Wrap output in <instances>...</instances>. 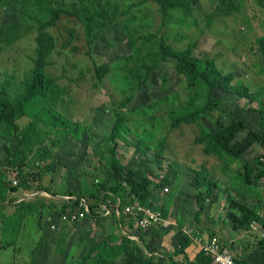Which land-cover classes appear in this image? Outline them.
<instances>
[{
	"label": "rangeland",
	"instance_id": "1",
	"mask_svg": "<svg viewBox=\"0 0 264 264\" xmlns=\"http://www.w3.org/2000/svg\"><path fill=\"white\" fill-rule=\"evenodd\" d=\"M53 1L62 3L70 13L62 14L57 24L48 28L57 38V45L48 57L46 70L65 90L52 99L58 111L87 127V131L76 139L63 135L53 125L38 122L35 133L40 137L23 148L24 171L31 178V173H42V177L30 180V191L22 187L12 194L0 186V264H26L29 260L37 264H80L84 260L85 264H132L135 250L117 256L106 246L112 235L127 234L142 243L141 251L149 248L160 264L182 262L185 256L177 255L182 235L191 239L186 248L190 261L202 251L207 255L206 247L217 238L235 258L251 253L256 264H264V220L239 228L230 216L231 212L242 216L231 207L233 198L258 208L260 216L264 215V178L244 186L240 179L245 164L254 167L263 156L264 145H255L240 161H228L226 156L205 152V145L198 142V123L174 127L173 117L188 111L196 88L188 86L176 72L174 61L161 60L159 52L161 42L178 50L192 45L195 57L213 59L224 75L234 74V86H245L254 94L252 99L241 98L236 92L217 88L216 97L223 106L206 116L203 126L216 133L230 123L228 113H233L261 131L264 57L259 39L264 37V0L228 1L235 3L232 11L224 9L221 0H191L189 15L176 9L165 20L158 5L148 0ZM18 2L0 0V26L25 20ZM88 13L94 15V21ZM26 18L31 30L0 50V72L14 75L17 84L28 74L36 56L37 25L29 16ZM102 63L109 70L98 81L95 65ZM124 100L126 104L122 105ZM115 113L123 114L127 125L124 139L119 142V162L133 169L139 180L148 176L159 182L168 177V191H154L153 206L143 204L133 194L128 195L126 204L116 197L112 202H120L118 216L115 213L91 225L67 223L62 214L75 211L71 203L61 210L71 200L67 194L90 198L103 180L99 166H109V160L101 155ZM29 121L30 117L24 115L17 123L22 128ZM12 131L7 122L0 123V184L2 177L10 181L14 174L20 176L8 154V148L17 144ZM247 133L240 132L236 140ZM48 145L52 156L45 159L41 153ZM157 150L162 151L160 157H156ZM52 162L57 167L46 171ZM202 172L207 175L197 186L196 175ZM258 174L253 175V181ZM38 184L46 191L38 190ZM20 199L26 202L21 211ZM136 204L160 213L162 222L146 229L137 227L142 214L125 212L126 206ZM46 224L50 228L55 225V229L48 230ZM97 244L104 250L94 248Z\"/></svg>",
	"mask_w": 264,
	"mask_h": 264
},
{
	"label": "trees",
	"instance_id": "2",
	"mask_svg": "<svg viewBox=\"0 0 264 264\" xmlns=\"http://www.w3.org/2000/svg\"><path fill=\"white\" fill-rule=\"evenodd\" d=\"M148 1H152L158 5L163 20L167 19L170 13L176 9H181L183 13L187 15L192 11L191 0ZM228 1L233 2L234 0H221L224 9H229L230 11L234 10L235 3L229 4ZM18 5L23 7L25 20L16 19L5 22L0 26V50H2L4 46L12 44L23 34L31 30L32 25L28 22L26 16H29L32 22L37 25V36L35 47L36 56L33 66L20 83H15L14 75L0 72V123L4 121L11 125L13 127V136L15 140H17L15 147L8 148V154L10 162L18 169L17 172L20 175L18 177V182L16 185H13L12 180H10V182L6 177H2V183L0 184V186L4 185L5 188L11 192L22 187L30 191V180H40L43 175L42 173H31L33 175L31 178V176L26 175L24 171L26 166L23 148L32 139H38L40 137L38 133H35L38 129L37 125L39 121L53 125L62 131L63 135L72 136L76 139L82 137L87 131V127L82 126L78 122L69 120L68 117L56 109L52 96H54V94L61 95L60 90H65L57 83L56 77L49 74L46 70L47 66L50 64L48 57L57 45V38L48 28L56 25L62 14L70 13V11L67 10L62 3H57L53 0H19ZM87 16H90L93 21L95 20L94 15L91 13H88ZM88 27L89 30L92 31V26L88 24ZM148 37L151 38L152 36L150 35ZM259 43L261 46V53L264 57V37L259 39ZM192 49V45L186 49L178 50L165 42L159 44L160 59L174 61L176 72L185 79L188 86L196 88L194 99L190 102L188 111L173 117L172 125L178 127L182 123H198L201 127V136L198 138V142L205 145V152L207 154L226 156L228 161H240L255 145H264V109L261 111V131L252 129L244 120L235 116L233 113H228L231 118L230 123L220 128L216 133H213L210 129L203 126L202 120L205 119L206 116L212 115L214 112H219L220 108L223 106V101L216 97L217 88L227 92H236L241 98L252 99L254 94L245 86H234L232 84L234 80L233 73L224 75L218 69L213 59H199L193 55ZM108 70L107 64L102 63L95 65L97 80L102 81L108 73ZM14 85L15 87H13ZM11 87L13 88L11 89ZM125 104L126 100L122 102V105ZM24 115L30 117V121L25 127L20 128L17 120ZM126 130L127 125L125 123V116L121 113H115L113 124L108 133V137L105 139L104 152L101 155L103 159L109 160V166L105 164L99 166L103 180L98 185L97 190L93 192L94 195H91L90 198H86L91 203L96 201V204H91V214L88 215L85 220L78 221L81 222L82 225H91L94 219L97 222V220L109 218L97 213L100 208V203L107 199L115 201L116 197H120L122 202L126 204L129 203L127 199L128 195L133 194L143 204L150 203V205L153 206L151 198L154 191L163 190L167 185L171 184L168 177L162 178L159 182H153L148 176H144L139 180L133 169L126 168L119 162V142H122L124 139ZM242 131H247V135L242 140H236L239 133ZM139 146L140 145L137 144L138 148ZM161 154V150L156 151V157H160ZM41 156L45 159L52 156L49 145L44 147ZM56 167L57 163L52 162L48 165L46 171ZM257 171H259V174L255 178V181H253V175ZM100 174H98V177L101 179ZM206 175L205 172L196 175L195 183L197 186L201 185L202 179ZM240 177L242 181L241 186L255 184L261 181L264 178V154L257 160L254 167L246 163L245 172H240ZM36 188L41 191L45 190L40 184H38ZM47 192L55 196V193ZM67 195L74 196L77 199L85 197L78 193H70ZM243 198L246 200L248 199L245 194H243ZM231 201V207L238 209L242 213V216L239 213L235 214L231 212L230 214V216L238 222L237 226L239 228H244L254 221L264 220V218L260 216L258 208H252L250 205L241 203L235 198ZM23 203H26L25 200L21 201L19 207L20 211L22 207H24ZM68 203L74 204L72 209H75L77 205V202L67 200L61 208L62 211L68 208ZM116 219L121 221V219ZM46 228L51 230L47 224ZM130 236V234L119 237L112 235L110 237V242H106V246L109 247V252L118 256L135 250V258L132 264H153L157 262L149 248L143 247L144 251H141L140 247L142 243L140 244L134 241ZM179 244L181 247H177V255H184L185 257L182 262L175 260V262L171 261L170 264H216L204 251L200 252L196 259L191 261L188 260L186 248L191 244V239L187 236L182 235L179 238ZM39 246L40 245H38V247ZM94 248H102L104 250L105 247H101V244H97ZM108 263L109 261H105L104 264ZM26 264L37 263L34 260H29ZM80 264H85V260ZM157 264L160 263L157 262ZM236 264L251 263L246 257L240 256L236 258Z\"/></svg>",
	"mask_w": 264,
	"mask_h": 264
},
{
	"label": "built area",
	"instance_id": "3",
	"mask_svg": "<svg viewBox=\"0 0 264 264\" xmlns=\"http://www.w3.org/2000/svg\"><path fill=\"white\" fill-rule=\"evenodd\" d=\"M13 185H16L18 182V177L16 174L12 178ZM163 190L168 191V188L165 187ZM67 199L73 200V202H77L75 211L73 212H67L62 214V218L65 219V222L67 223H76L78 221H83L86 219L88 215L91 214V204L90 201L84 198L77 199L76 197H67ZM133 210L140 212L142 214V218L137 221L136 226L142 227L143 229H146L150 226L160 224L162 222L160 213L152 212L150 209H145L142 206L136 204L135 206H126L125 212L131 213ZM120 211V202L114 203L111 199H107L106 201L100 203L99 211H97L98 214L104 216V217H110L113 216L115 213L117 216L119 215ZM261 217H264L262 214ZM95 219L93 220L94 223ZM51 230L55 229V225H51ZM130 238H135L131 237ZM206 253L208 256H210L216 264H236V258L232 254V252L223 247L217 238H214L210 245L206 247ZM153 264H157V262H154Z\"/></svg>",
	"mask_w": 264,
	"mask_h": 264
},
{
	"label": "crops",
	"instance_id": "4",
	"mask_svg": "<svg viewBox=\"0 0 264 264\" xmlns=\"http://www.w3.org/2000/svg\"><path fill=\"white\" fill-rule=\"evenodd\" d=\"M15 193H16V191L13 192L12 194H15ZM20 201H22V200L20 199ZM249 254H251V253H245V255H242V256L246 257L251 264H256L254 258L250 257Z\"/></svg>",
	"mask_w": 264,
	"mask_h": 264
}]
</instances>
